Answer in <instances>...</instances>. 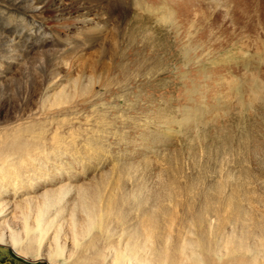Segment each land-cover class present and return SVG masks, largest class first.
I'll return each instance as SVG.
<instances>
[{"label":"rangeland","instance_id":"1","mask_svg":"<svg viewBox=\"0 0 264 264\" xmlns=\"http://www.w3.org/2000/svg\"><path fill=\"white\" fill-rule=\"evenodd\" d=\"M263 55L264 0H0V142L26 157L0 172V237L41 207L69 264L147 233L264 249ZM23 245L0 264H49Z\"/></svg>","mask_w":264,"mask_h":264},{"label":"bare ground","instance_id":"2","mask_svg":"<svg viewBox=\"0 0 264 264\" xmlns=\"http://www.w3.org/2000/svg\"><path fill=\"white\" fill-rule=\"evenodd\" d=\"M260 62H264V57L262 58V60ZM7 135H9V134H7ZM2 139H4V138H2ZM7 140L8 139L2 140V142H0L1 143L0 144L1 145V148H0V172H2V170H5L3 168H5L6 166L11 167L12 162H14V163L16 162L15 166H13V167H16V172H17V174L19 173L18 177H21L22 174H20L21 172H20V169H18V166L19 165H23V163H22L23 157H24L22 155L23 154V148H21L19 146L20 144L17 143L18 141L15 142L13 139H11L9 142H7ZM22 142H25V141H22ZM26 152H28V151H26ZM24 158H26V157H24ZM20 160H22V161H20ZM24 162H25V160H24ZM36 169H38V168H36ZM15 177H17V176H15ZM17 179H19V178H17ZM30 203H32V201H30ZM32 206L33 205H31V207ZM15 208H16V206H15ZM1 209H2V207L0 206V210ZM85 210H86V208H85ZM85 210L82 211V212H84L83 214L85 215V216L83 215L85 217V219L84 220L82 219L84 221L82 225L78 224V221L75 219L74 215L70 218V220H71L70 235H71V241H72L73 246H81V245L85 246L86 245L85 248L86 247L87 248H91L92 245H94L97 241H100L99 238L95 237V236L94 237L91 236L92 239L88 242V244L87 243L85 244V243H81L79 241V239H81V238L83 239L84 236L79 237V235H84V234H87V235L90 234L91 235L92 234V230L95 227H97L96 229H100L101 228V224H100V221L97 220L94 217L95 215L92 214L93 216H91L89 214V212H90L89 210L90 209H87L89 212H86ZM32 213H35V212H32V211H30L29 213H23L22 212L21 216H22L23 224H21V227L19 229L18 228L17 229H13V228L10 229L9 230V236L6 239H5V235H2L0 237V244L6 245L7 243H9L10 247L13 246V247L17 248V247L21 246V244H23V242H24L23 247L20 250L17 249V253H18L17 255H19V256H21L22 252L24 253V252L36 249L37 250L36 255L37 256H44L45 260H47V262L49 264L50 263L51 264H69L67 260L69 259L70 254L69 255L65 254V252H64V244H63V242L61 243V238L59 236V234L61 232V228L57 227V229L53 233V236H51V237L47 236V233L53 227L54 222L46 220L45 219V211L41 207H38L36 209L34 223L31 226L30 223H29V218H30ZM90 213H92V211ZM189 219H191V218H189ZM103 222H104V220H103ZM210 222H211V220H210ZM117 223L119 224V222H117ZM6 224H7V222L5 223V225ZM150 226L151 225H149V227ZM143 229H145V228H143ZM140 230H142V229H140ZM140 230L138 232L136 231V233L138 234L140 232ZM149 230H151V229L149 228ZM208 230H210V228ZM208 230H207V232L210 233ZM211 230H214V229H211ZM131 232H133V231H131ZM181 232H182V230H181ZM112 233H113V231H112ZM126 233H128V232H126ZM106 234H107V232H106ZM142 235H144V233ZM151 235H153V234L151 233ZM195 235H196V233H195ZM201 235H203V234H201ZM78 237H79V239H77ZM118 237H119V235H118ZM130 237H132V236H130ZM219 237L220 236H218L217 239ZM138 238H141V237H138ZM183 238H185V237L183 236ZM186 238H188V237H186ZM174 239L177 240V238H174ZM189 239H191V238H189ZM195 239H196V237H195ZM203 239H204V237H203ZM205 239H206V237H205ZM197 240L200 241L198 238H197ZM180 241H182V240H180ZM208 241H210V240H208ZM261 241H264V240H261ZM133 242H135V241H132V243ZM153 242L154 241H152V236L150 237L149 234L147 233V234L144 235V239L143 240L141 239V240H139L138 242H136L134 244H129L126 241H124V242L117 241L116 245H112V244L109 243L107 250H109L110 253H111L110 254L111 256L109 255V257H112L111 258V264H264V249L262 247L263 244H262V246H259L260 250L258 249L257 246H255L253 249H248L246 251H243L242 248L239 250L238 245H237V248H238L237 250L238 251L233 253L234 251H229L225 247L224 248L219 247L218 245L221 244L220 240H219L220 244H218L219 242L218 243L216 242L215 245L212 244V245H209L207 247L204 246L205 244L204 245L202 244L204 248L199 247L198 243H197V245H195L196 243L193 244V243H191V242L186 240V241H184L182 243V245H180L181 247H180V249L178 251H175L174 249L166 248L167 246H169L166 243L165 244L167 246H162V247L158 246L157 247V246H155L156 244L154 245ZM162 242H164V241H162ZM172 242H173V240H172ZM176 242L177 241H175V243L173 242V244L175 246L177 244ZM178 244H180V243L178 242ZM178 244H177V246H178ZM221 246H222V244H221ZM233 248H234V245H233ZM176 249H177V247H176ZM19 251H20V253H19ZM239 251H241V252H239ZM246 253L249 255V257H246ZM108 263L110 264V262H108Z\"/></svg>","mask_w":264,"mask_h":264},{"label":"snow or ice","instance_id":"3","mask_svg":"<svg viewBox=\"0 0 264 264\" xmlns=\"http://www.w3.org/2000/svg\"><path fill=\"white\" fill-rule=\"evenodd\" d=\"M0 261H2V253H0Z\"/></svg>","mask_w":264,"mask_h":264}]
</instances>
